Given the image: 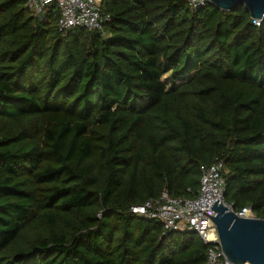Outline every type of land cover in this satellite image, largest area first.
<instances>
[{
    "label": "trees",
    "instance_id": "16d2710c",
    "mask_svg": "<svg viewBox=\"0 0 264 264\" xmlns=\"http://www.w3.org/2000/svg\"><path fill=\"white\" fill-rule=\"evenodd\" d=\"M101 7L104 34L0 0V264H204L198 234L130 208L195 197L218 159L225 203L264 219V23L241 5Z\"/></svg>",
    "mask_w": 264,
    "mask_h": 264
},
{
    "label": "built area",
    "instance_id": "2783aa9c",
    "mask_svg": "<svg viewBox=\"0 0 264 264\" xmlns=\"http://www.w3.org/2000/svg\"><path fill=\"white\" fill-rule=\"evenodd\" d=\"M23 1L25 7L37 17H41L48 7L54 6L59 13L57 26L60 31L83 27L88 31H100L104 34L106 24L111 20L110 16L103 12L101 7L103 0ZM183 1L189 5L191 10L200 9L208 4V0ZM251 20L255 27L260 26L264 23V15L259 19ZM227 172L224 162L216 159L213 164L201 169L200 186L195 197L172 198L167 190H164L158 199L147 200L138 206H133L130 208V212L149 220H158L163 225V234L165 235L174 231L198 234L203 243L207 245L204 264H233L226 259L223 250H221L218 232L209 216L212 213L209 207L218 199L228 210L233 211L232 206L225 203L223 197L226 187L224 175ZM234 213L241 218H256L249 207Z\"/></svg>",
    "mask_w": 264,
    "mask_h": 264
},
{
    "label": "water",
    "instance_id": "95a60500",
    "mask_svg": "<svg viewBox=\"0 0 264 264\" xmlns=\"http://www.w3.org/2000/svg\"><path fill=\"white\" fill-rule=\"evenodd\" d=\"M208 4L223 11L244 6L250 19L255 20L264 15V0H208ZM209 208L226 259L233 264H264V219L241 218L219 199Z\"/></svg>",
    "mask_w": 264,
    "mask_h": 264
},
{
    "label": "rangeland",
    "instance_id": "374dc122",
    "mask_svg": "<svg viewBox=\"0 0 264 264\" xmlns=\"http://www.w3.org/2000/svg\"><path fill=\"white\" fill-rule=\"evenodd\" d=\"M162 81H163L165 87H166L167 89H170L171 87H174V86L177 85L178 83L184 81V79L182 78V79L175 80V79L173 78V76H171V74L168 73V74H166V75L162 78Z\"/></svg>",
    "mask_w": 264,
    "mask_h": 264
}]
</instances>
